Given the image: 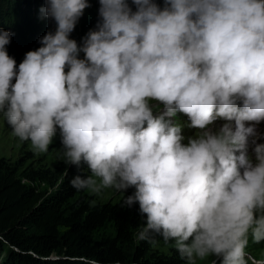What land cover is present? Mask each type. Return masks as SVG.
I'll return each mask as SVG.
<instances>
[{
    "label": "clouds",
    "instance_id": "9594fccd",
    "mask_svg": "<svg viewBox=\"0 0 264 264\" xmlns=\"http://www.w3.org/2000/svg\"><path fill=\"white\" fill-rule=\"evenodd\" d=\"M99 3L78 45L70 33L88 0H45L55 31L18 70L0 29V119L36 154L58 128L63 162L91 173L74 189L134 187L121 206L146 215L138 240L172 241L186 264H248L249 239L264 241V0ZM177 113L196 129L187 143Z\"/></svg>",
    "mask_w": 264,
    "mask_h": 264
},
{
    "label": "trees",
    "instance_id": "16d2710c",
    "mask_svg": "<svg viewBox=\"0 0 264 264\" xmlns=\"http://www.w3.org/2000/svg\"><path fill=\"white\" fill-rule=\"evenodd\" d=\"M31 1L45 0H22ZM75 175H90L87 165L35 167L0 157V264H184L174 247L160 254L137 239L146 215L138 202L121 206L134 191L96 201L71 187Z\"/></svg>",
    "mask_w": 264,
    "mask_h": 264
},
{
    "label": "rangeland",
    "instance_id": "374dc122",
    "mask_svg": "<svg viewBox=\"0 0 264 264\" xmlns=\"http://www.w3.org/2000/svg\"><path fill=\"white\" fill-rule=\"evenodd\" d=\"M89 7L84 10L83 15L79 18L74 30L70 33V38L77 41L78 45L83 43V38L90 30H95L97 22L101 19L99 16L100 3L99 0H88ZM129 6L133 11L136 10V6L128 0ZM155 3L160 8L164 7V0H155ZM3 20L0 23V29L6 30L11 34L10 42L7 44L6 50L12 58L16 61V67L18 70L19 64L23 61L25 54L28 51H33L41 47L40 38L43 37L49 31L54 32L56 28L55 21L42 15L41 8L45 6V1H31L29 3L22 2V0H3ZM79 58H84V53H79ZM15 80L13 79V83ZM154 112L159 114L163 111V105H159V109L156 108L157 102H152ZM173 122H178L181 125V133L185 137L182 143H187V137L193 136L196 129L190 128V120L182 113H177V116L172 118ZM224 121L218 120L216 127L218 128ZM257 130L261 134L256 143H264V127L260 124L257 125ZM254 145H249V152L252 151ZM237 155L239 153L237 152ZM0 157H5L11 162H19L22 165H31L35 167H47V166H67L63 162V148L61 143L60 131L57 128V133L53 138L52 144L46 153L36 154L31 149L30 141H20L17 137L12 135V129L7 125L6 121L0 119ZM91 175L89 169L87 168ZM46 187L45 184H41ZM134 191V187H130L124 191ZM88 193L96 201H106L109 199H117L124 193L117 192L114 189H104L101 194L97 195L88 191ZM193 238L190 237V243ZM174 242L170 241L165 243L163 238L152 244V250L158 253H172ZM248 264H255V262L264 260V241L259 244L252 243L249 239V245L247 248ZM209 261H215V264H221V259L214 255L209 256ZM186 264V261L183 262ZM135 264V263H131ZM142 264V263H136ZM205 264V262H200Z\"/></svg>",
    "mask_w": 264,
    "mask_h": 264
},
{
    "label": "bare ground",
    "instance_id": "6f19581e",
    "mask_svg": "<svg viewBox=\"0 0 264 264\" xmlns=\"http://www.w3.org/2000/svg\"><path fill=\"white\" fill-rule=\"evenodd\" d=\"M252 139H253L252 137H249V138H248V146L253 144V143H252Z\"/></svg>",
    "mask_w": 264,
    "mask_h": 264
}]
</instances>
